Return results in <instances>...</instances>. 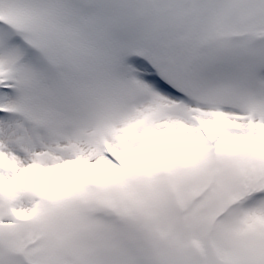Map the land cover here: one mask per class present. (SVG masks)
Instances as JSON below:
<instances>
[{"label":"snow or ice","instance_id":"snow-or-ice-1","mask_svg":"<svg viewBox=\"0 0 264 264\" xmlns=\"http://www.w3.org/2000/svg\"><path fill=\"white\" fill-rule=\"evenodd\" d=\"M0 264H264V0H0Z\"/></svg>","mask_w":264,"mask_h":264}]
</instances>
